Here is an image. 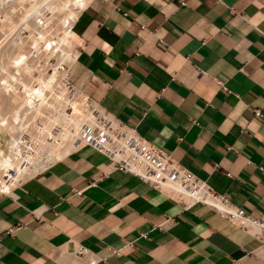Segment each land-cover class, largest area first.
Segmentation results:
<instances>
[{
	"label": "crops",
	"instance_id": "0c3cea01",
	"mask_svg": "<svg viewBox=\"0 0 264 264\" xmlns=\"http://www.w3.org/2000/svg\"><path fill=\"white\" fill-rule=\"evenodd\" d=\"M182 1L90 0L73 27L69 78L260 217L264 0ZM0 127L2 149L10 137ZM73 242L93 251L97 264H264L260 238L203 204L183 209L89 147L0 191V264H72L55 248L71 250Z\"/></svg>",
	"mask_w": 264,
	"mask_h": 264
},
{
	"label": "built area",
	"instance_id": "2783aa9c",
	"mask_svg": "<svg viewBox=\"0 0 264 264\" xmlns=\"http://www.w3.org/2000/svg\"><path fill=\"white\" fill-rule=\"evenodd\" d=\"M50 2L57 3L58 7L54 10L48 9L47 4ZM89 2L90 0H46V3H43V0H9L3 5H12L20 14H29L26 22H29L32 28L47 33L56 40L61 36L60 30L62 29L73 32L76 20ZM32 4H36L33 14L27 10ZM179 4L184 5L185 2L180 0ZM25 25H21L19 31H16L17 37H23L24 42L31 38V33ZM41 57H44L43 52ZM40 65L45 71L48 70V73L51 71L49 67L53 66L49 63V58L47 61L40 59ZM70 67L68 66V71L65 68V84L70 96L73 97L77 92L82 91L71 82L68 75ZM59 69L63 71L62 67ZM82 94L84 95L83 105L86 118L79 124L77 143L102 154L115 169L129 172L153 188L167 194L179 202L185 210L197 204L208 206L229 222L260 238L261 253L264 255V212L262 216L255 217L240 206L233 204L225 194L215 192L204 180L199 179L190 170L177 163L170 155L139 134L135 128L127 126L103 110L89 96L83 92ZM253 116L257 119L263 118L262 110L254 109ZM0 150H2L0 156L7 163L8 172L16 177L12 179L7 176L10 187L6 190L0 187L3 193L36 176L53 163H46L45 147L27 134L21 135L15 141L9 138ZM13 181H16L15 185L11 183ZM12 230L9 229L6 233ZM141 236L146 238V234H141ZM55 256L59 260L70 258L72 264H97L101 261L87 246L77 242H73L71 250H67L63 245L58 246L55 248Z\"/></svg>",
	"mask_w": 264,
	"mask_h": 264
},
{
	"label": "bare ground",
	"instance_id": "6f19581e",
	"mask_svg": "<svg viewBox=\"0 0 264 264\" xmlns=\"http://www.w3.org/2000/svg\"><path fill=\"white\" fill-rule=\"evenodd\" d=\"M5 1L9 2L0 0V94L8 96L9 111L7 114L0 112V126L13 141L23 134L36 139L45 147L46 163H52L74 150L82 149V145L77 143V133L79 124L86 118L84 95L79 91L71 97L65 84L64 66L63 71L57 70L59 62L66 65L74 63L77 56L74 44L78 39L74 32L62 29L61 36L55 40L47 33L32 28L26 22L29 14H20L7 3L4 6ZM35 5L27 8L31 14ZM47 7L54 10L58 5L50 2ZM23 24L31 33V38L26 42L16 35ZM44 43L46 47L43 50L41 47ZM55 49L63 53L58 63L53 65V72L47 74L40 64L33 63L31 54L48 60ZM42 52L44 57H41ZM35 70L40 72L38 77L34 76ZM68 108L72 110L71 113L67 111ZM7 167L0 156V187L5 190L10 187L7 176L16 178L8 172ZM11 183L15 185L16 181Z\"/></svg>",
	"mask_w": 264,
	"mask_h": 264
},
{
	"label": "rangeland",
	"instance_id": "374dc122",
	"mask_svg": "<svg viewBox=\"0 0 264 264\" xmlns=\"http://www.w3.org/2000/svg\"><path fill=\"white\" fill-rule=\"evenodd\" d=\"M43 46H44V48H43V50L45 49V47H46V43H44V44H42ZM52 46H54V44H52ZM48 47V46H47ZM41 49H42V47H41ZM48 50L50 49V47H48L47 48ZM77 49V48H76ZM63 52L60 50V49H55V51H54V53L52 54V56L49 58V63L51 64V65H54L55 63H58V61H59V57L61 56V54H62ZM37 55V54H36ZM36 55H34V54H31V58L33 59V63H37L36 65H39L40 64V60L39 59H41V58H38L39 56H36ZM37 57V58H36ZM35 58V59H34ZM36 62H35V61ZM37 60H39V61H37ZM42 60V59H41ZM47 61V60H46ZM60 64H57V70L58 71H62L61 69H59V67L61 68L62 67V65H64L62 62H59ZM68 66H71V65H67L66 66V64L64 65V68H66L67 69V71H68ZM63 68V67H62ZM51 69V71L48 73L47 71L48 70H46L45 72H47V74H50L51 72H53V66H50L49 67V70ZM36 71V70H35ZM35 71H33V73L35 72ZM39 72V71H38ZM37 72V73H38ZM36 72H35V77H36V75H39V73L37 74ZM65 76H66V73H65ZM69 91V90H68ZM70 95V94H69ZM8 111H9V98H8V96H6V95H3V94H0V112L1 113H8ZM69 113H71L72 112V110L70 109V108H68V110H67ZM85 147H87V146H83L82 145V149L83 148H85Z\"/></svg>",
	"mask_w": 264,
	"mask_h": 264
}]
</instances>
